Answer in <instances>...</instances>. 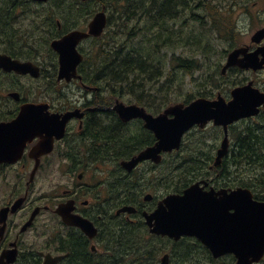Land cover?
Wrapping results in <instances>:
<instances>
[{
  "label": "flooded vegetation",
  "instance_id": "1",
  "mask_svg": "<svg viewBox=\"0 0 264 264\" xmlns=\"http://www.w3.org/2000/svg\"><path fill=\"white\" fill-rule=\"evenodd\" d=\"M225 1L222 6L240 4ZM243 2L242 10L263 24L247 33L241 43L236 32L212 33L198 39L192 58L195 68L192 74H185L188 81L181 82L178 91L182 99L173 104L184 108L197 100L229 104L235 89L249 85L264 95V64L255 69L225 67L228 55L235 50L240 51L238 61L252 54L257 63L263 59L264 37L255 40L254 35L264 29V0ZM204 3L181 1L197 10ZM140 4L138 0H120L114 8L107 0H0V57L28 63L37 72L21 75L0 69V124L16 120L23 111V120L29 122L58 117L61 121L65 114L77 111L66 120L62 136H52L49 153L32 152L49 140L45 134L27 129L31 137L19 157L0 159V261L6 262L9 251L16 250L13 264H43L46 256L62 257L57 264H106V259L113 260L122 232L138 225L148 235L147 242L156 239L164 248L180 240L205 248L195 237L173 241L150 233L143 215H151L163 199L182 196L194 185L199 193H212L215 199L248 190L253 199L260 200L263 191L256 182L263 177L264 166L250 164L245 157L252 149L250 135L264 130L263 106L257 115L228 125L226 132L213 121L203 126L196 123L181 135L177 150L160 152L158 163L143 159L132 168L124 166L153 148L160 125L162 131L168 126L172 116L163 114L171 106L170 89L165 86L162 95L150 88L149 95L129 96L121 87L107 89L104 79L92 80L94 71L88 66H95L97 53L105 51L110 21L120 22L125 6ZM100 13L106 19L101 34L88 35L76 45L82 57L76 77L58 79L60 53L52 44L71 33L88 34L90 23ZM87 71L90 77L85 76ZM113 92L116 95H110ZM119 105H134L139 110L124 120L114 109ZM148 117L154 121L153 129L147 127ZM225 139L226 153L217 161ZM48 177L49 190L38 194V185ZM61 205L66 207V220L57 212ZM77 223L86 225L89 233ZM163 254L169 255L171 264L167 249L153 264H159Z\"/></svg>",
  "mask_w": 264,
  "mask_h": 264
},
{
  "label": "water",
  "instance_id": "2",
  "mask_svg": "<svg viewBox=\"0 0 264 264\" xmlns=\"http://www.w3.org/2000/svg\"><path fill=\"white\" fill-rule=\"evenodd\" d=\"M105 23V15L100 13L90 23L88 34L71 33L52 44V47L60 53L58 79L69 81L76 77V67L81 61V56L75 49L77 43L88 35L99 36ZM263 37L264 29L258 30L254 35L255 40ZM239 53V50L231 52L225 67L239 65L243 68L255 69L264 64V53L259 63L255 54L247 55L238 61ZM30 66L28 63L0 57V69L5 72L37 75L36 69L32 70ZM260 106L264 107V95L251 89L250 85L235 89L233 100L229 104L197 100L185 108L181 104L170 106L163 115L169 114L172 118L163 131L161 125L157 130V144L125 163L124 166L132 168L143 159L158 163L160 152L177 150L181 135L192 125L198 123L203 126L208 121H213L215 126H222L226 132L227 126L233 122L257 115ZM114 109L124 120L137 115L136 110H139L134 105L128 107L119 105ZM24 114L25 111L16 120L0 124V159L12 161L16 159L12 157H19L25 141L31 137L27 129L45 134L49 140L39 143L32 152L37 155L49 153L52 149V136L56 135V138H60L64 132L66 120L75 116L77 111L65 114L61 121L58 117L29 122L23 120ZM146 122L147 127L153 129V119L148 117ZM157 122L161 124L162 121ZM56 128L61 131L59 134H56ZM226 146L225 139L218 151L217 161L225 155ZM198 190V187L194 185L182 196L166 197L151 215L144 214L145 224L150 233L167 236L175 241L183 236L195 237L208 249L214 259L231 255L234 257V264H259L264 258V201L254 200L252 193L248 190H236L221 199H215L212 193L204 196ZM21 201L22 199L18 200L12 209H16ZM65 208V205H61L57 212L66 220L68 215L64 211ZM123 211L133 212L134 210L124 208ZM77 225L84 232L89 233L86 225L83 223H77ZM16 255V250L9 251V255H6L7 261H0V264H13ZM61 258L46 256L43 264H57ZM168 263L169 256L165 254L161 257L159 264Z\"/></svg>",
  "mask_w": 264,
  "mask_h": 264
},
{
  "label": "trees",
  "instance_id": "3",
  "mask_svg": "<svg viewBox=\"0 0 264 264\" xmlns=\"http://www.w3.org/2000/svg\"><path fill=\"white\" fill-rule=\"evenodd\" d=\"M107 1L116 8L120 0ZM138 1L140 5L124 7L120 22L110 21L111 31L106 34L105 51L103 54L97 53L95 66H88V70L94 71L92 80L104 79L107 89L116 91L121 87L129 96L149 95L150 88L158 89L159 95H162L161 91L165 86L178 96L185 74H192L195 68L192 58L196 55L197 47L194 43L211 33L236 32V23L232 20L234 7L222 6L220 0H205L199 10L201 13L193 6L182 5V0H169L168 6L164 4L167 2L165 0ZM153 7L154 14L147 13ZM144 11L149 16L137 19ZM191 22L196 23L197 27L190 25ZM134 27L138 32L136 36L133 34ZM121 46L125 49L118 56V48ZM178 49L182 51L177 54ZM105 64L107 66L102 73ZM85 76L90 77L88 71ZM110 95L114 96L116 93ZM249 142L252 143V149L246 152L245 158L250 164L257 162L264 166V130L250 135ZM258 180L256 184L263 191L259 197L264 201V175ZM147 236L141 225L126 229L116 242V248L114 247V261L106 259L105 263L153 264L164 249L171 253V264L234 263L232 256L214 260L206 248L192 247L190 241L180 240L175 244L170 242L164 248L165 245L156 239H148L147 242ZM260 264H264V259Z\"/></svg>",
  "mask_w": 264,
  "mask_h": 264
},
{
  "label": "rangeland",
  "instance_id": "4",
  "mask_svg": "<svg viewBox=\"0 0 264 264\" xmlns=\"http://www.w3.org/2000/svg\"><path fill=\"white\" fill-rule=\"evenodd\" d=\"M165 1L169 2V0H165ZM220 1H222V4H224L223 2L226 3L225 0H220ZM237 1L240 2V4H236L234 6V8H232V11H233L232 20H233V22L235 21V23H236V33L239 34V42L241 43V42H245V38H246V34L247 33H253L257 29V27L260 26L259 24H263V23L258 21V20H252V18L249 17V15L244 12V10H242L243 3H244L243 0H241V1L237 0ZM247 1H249V2L255 1L256 2L258 0H247ZM167 2L164 3L166 6L169 5V3H170V2L169 3H167ZM237 5H239V6H237ZM154 6L158 7L160 5H154ZM155 7H153L149 12L144 11L142 14L139 15V17L142 18L144 16H149V15H145L146 14L145 12H147L149 14H154V10L153 9ZM199 10H200V8L198 9V11ZM199 12L202 13V11H199ZM190 25H194V27H197V24L194 23V22L193 23L191 22ZM134 28H136V27H134ZM137 33L138 32L136 30L134 32V34L137 35ZM124 49H125L124 46L123 47L121 46V47L118 48V51H119L118 56L122 55V53L124 52ZM181 51H182L181 49H178L176 51V53L178 54ZM170 55H171V52L169 51V56ZM188 56H190V55H188ZM105 66H107V65L105 64L103 66V68H102V71H101L103 73H104V71L106 69V68L104 69ZM184 81H188V79L184 78ZM174 93H175L174 91L170 92V96L169 97H170L171 104H172V102H177V101L182 99V96L174 95ZM49 178L50 177H48L47 179L42 180V182L38 185V191H37L38 194L45 193V192H47L49 190V188H50V180H49Z\"/></svg>",
  "mask_w": 264,
  "mask_h": 264
},
{
  "label": "bare ground",
  "instance_id": "5",
  "mask_svg": "<svg viewBox=\"0 0 264 264\" xmlns=\"http://www.w3.org/2000/svg\"><path fill=\"white\" fill-rule=\"evenodd\" d=\"M170 4V3H169ZM168 6V5H167ZM154 10V9H153ZM152 12V11H151ZM262 137V136H261ZM255 140V139H254ZM262 140V139H261ZM244 143V142H243ZM243 148V147H242ZM241 153V152H240ZM255 155V154H254ZM255 157H257V156H255ZM239 160V159H238ZM241 164V163H240ZM227 165V164H226ZM225 165V166H226ZM148 253V252H147ZM153 254V253H152ZM114 259V258H113ZM138 260H140V259H138ZM116 262V261H115Z\"/></svg>",
  "mask_w": 264,
  "mask_h": 264
}]
</instances>
